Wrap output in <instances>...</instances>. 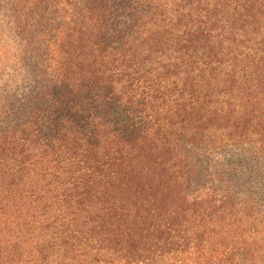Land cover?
<instances>
[{
  "label": "trees",
  "instance_id": "trees-1",
  "mask_svg": "<svg viewBox=\"0 0 264 264\" xmlns=\"http://www.w3.org/2000/svg\"><path fill=\"white\" fill-rule=\"evenodd\" d=\"M264 160V0H0V264H264V206L198 180Z\"/></svg>",
  "mask_w": 264,
  "mask_h": 264
},
{
  "label": "rangeland",
  "instance_id": "rangeland-1",
  "mask_svg": "<svg viewBox=\"0 0 264 264\" xmlns=\"http://www.w3.org/2000/svg\"><path fill=\"white\" fill-rule=\"evenodd\" d=\"M195 167L199 171L198 180L221 177L222 187L233 189L239 195L251 192L264 206V160L249 149L202 152Z\"/></svg>",
  "mask_w": 264,
  "mask_h": 264
}]
</instances>
